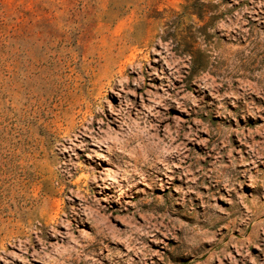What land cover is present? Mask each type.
I'll return each instance as SVG.
<instances>
[{"label":"rangeland","instance_id":"obj_1","mask_svg":"<svg viewBox=\"0 0 264 264\" xmlns=\"http://www.w3.org/2000/svg\"><path fill=\"white\" fill-rule=\"evenodd\" d=\"M0 264H264V0H0Z\"/></svg>","mask_w":264,"mask_h":264},{"label":"bare ground","instance_id":"obj_2","mask_svg":"<svg viewBox=\"0 0 264 264\" xmlns=\"http://www.w3.org/2000/svg\"><path fill=\"white\" fill-rule=\"evenodd\" d=\"M231 63V62H230ZM242 64V63H241ZM240 64V65H241ZM244 64V63H243ZM236 65V64H235ZM239 65V66H240ZM247 65V64H246ZM228 66V65H227ZM238 69V68H237ZM233 72H235V71H233ZM243 72V71H242ZM215 129V128H214ZM218 134H221V135H223L224 134V130H222L221 128H218ZM218 137V136H217ZM226 137V136H225ZM223 139V138H222ZM218 140V139H217ZM225 141V140H224ZM153 143H156V142H153ZM167 143V142H166ZM152 144V143H151ZM153 145V144H152ZM174 145V144H173ZM170 147H172V144L170 145V146H166L165 148H166V150H164L162 147H161V145L159 144L158 145V143H156V146H151V149H149L148 151H147V158L148 157H151L150 159H151V161L152 162H155L156 160V157H158V156H165V154H166V152H168L167 154L168 155H171L172 154V152L171 153H169V149H170ZM178 147H180V145L178 146ZM177 148V147H176ZM180 149V148H179ZM176 156V155H175ZM180 157V156H179ZM137 161H138V159H137ZM136 161V164H138V162ZM192 163V162H191ZM155 166V165H154ZM194 166V165H193ZM142 170V169H141ZM219 183V182H218ZM220 184V183H219ZM229 184V183H228ZM236 184V183H235ZM233 186V185H232ZM217 188V187H216ZM213 194V193H212ZM215 194V193H214ZM210 204V203H209ZM157 207H163V205L162 204H160V203H157V205H156ZM207 206H209V205H207ZM167 207V206H166ZM238 207H240V206H238ZM189 209V208H188ZM243 209V208H242ZM186 211V210H185ZM238 212H240V211H238ZM244 214V213H243ZM203 215L207 218V221H206V223L207 224H209V225H211V226H216L219 222H221L222 221V216H221V214H219V213H217L216 212V209L214 210V208H212V207H207V209H206V211L203 213ZM202 216V215H201ZM197 217V216H196ZM241 217V216H240ZM205 218V219H206ZM196 219V218H195ZM174 221V220H173ZM204 221V220H203ZM169 222V221H168ZM194 222V221H193ZM182 226V225H181ZM181 226H179L180 228H181ZM185 226V225H184ZM136 227V229H137V226H135ZM135 227H134V229H135ZM203 227V226H202ZM165 228H166V225H165ZM168 228V227H167ZM139 229V228H138ZM176 229V228H175ZM166 230V229H165ZM178 230V229H177ZM195 230V228H190V227H186V228H181V229H179L178 230V247H179V249H180V253H186V254H189V253H191V252H200L201 251V249L203 248V247H201V246H199V245H197L198 243H201L203 240H204V238H202V234L200 235V232L198 233H196V231H194ZM128 231H130L128 228L127 229H125V233L126 232H128ZM134 231V230H133ZM175 231V230H174ZM137 232V231H136ZM133 233H135V232H133ZM168 233H169V230H168ZM131 235H132V233H130ZM172 234V233H171ZM170 234V235H171ZM174 234V233H173ZM101 237L102 238H104L105 236H104V234H101ZM107 237V236H106ZM129 237V236H128ZM132 238V237H131ZM141 238L142 239H145V236H141ZM133 239V238H132ZM203 239V240H202ZM130 241H131V239H130ZM204 242V241H203ZM197 243V244H196ZM130 244V243H129ZM132 244V243H131ZM206 245V244H205ZM145 252V251H144ZM69 261V260H68Z\"/></svg>","mask_w":264,"mask_h":264}]
</instances>
